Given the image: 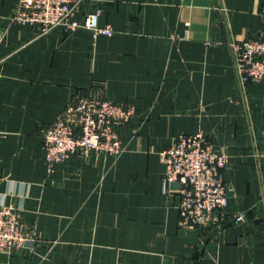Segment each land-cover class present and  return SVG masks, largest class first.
Returning a JSON list of instances; mask_svg holds the SVG:
<instances>
[{"label":"crops","instance_id":"obj_1","mask_svg":"<svg viewBox=\"0 0 264 264\" xmlns=\"http://www.w3.org/2000/svg\"><path fill=\"white\" fill-rule=\"evenodd\" d=\"M262 2L99 0L98 25L113 33L93 36L39 34L10 19L18 0H0V203L34 238L0 264H264V78L241 86L229 47L256 36ZM89 92L135 105L123 152L49 170L43 127ZM197 131L225 155L228 187L205 229L179 224L178 197L162 185L161 151Z\"/></svg>","mask_w":264,"mask_h":264},{"label":"built area","instance_id":"obj_2","mask_svg":"<svg viewBox=\"0 0 264 264\" xmlns=\"http://www.w3.org/2000/svg\"><path fill=\"white\" fill-rule=\"evenodd\" d=\"M84 2L91 8L80 20L74 15ZM99 0H18L10 19L18 24L38 26L42 34L61 26L67 31L83 27L93 36L111 35V27L98 25ZM261 26L253 38L229 41L233 66L239 84L264 78V0L259 6ZM136 113L131 103L89 93H76L58 116L42 129L44 161L50 170L67 158L86 152L120 155L124 147L119 129ZM165 166L163 189L174 191L178 197L179 224L202 229L215 224V212L224 214L228 205V187L223 179L225 155L216 151L207 135L201 131L181 134L160 153ZM236 213L232 221L245 219ZM220 226L216 224V227ZM34 238L28 225L20 218L18 209L0 203V252L10 255L27 248ZM203 243V240H200Z\"/></svg>","mask_w":264,"mask_h":264},{"label":"water","instance_id":"obj_3","mask_svg":"<svg viewBox=\"0 0 264 264\" xmlns=\"http://www.w3.org/2000/svg\"><path fill=\"white\" fill-rule=\"evenodd\" d=\"M7 259V254L0 252V261H5Z\"/></svg>","mask_w":264,"mask_h":264},{"label":"rangeland","instance_id":"obj_4","mask_svg":"<svg viewBox=\"0 0 264 264\" xmlns=\"http://www.w3.org/2000/svg\"><path fill=\"white\" fill-rule=\"evenodd\" d=\"M132 119H133V118H132ZM132 119H131V120H132ZM131 120H130V121H131ZM126 124H127V123H126ZM126 124H125V125H126ZM211 143H212V142H211Z\"/></svg>","mask_w":264,"mask_h":264}]
</instances>
